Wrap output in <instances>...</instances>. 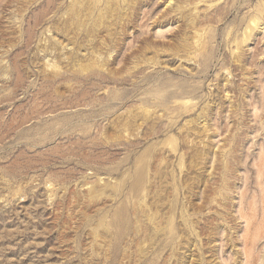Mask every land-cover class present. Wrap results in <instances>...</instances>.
Segmentation results:
<instances>
[{
  "label": "rangeland",
  "instance_id": "1",
  "mask_svg": "<svg viewBox=\"0 0 264 264\" xmlns=\"http://www.w3.org/2000/svg\"><path fill=\"white\" fill-rule=\"evenodd\" d=\"M0 264H264V0H0Z\"/></svg>",
  "mask_w": 264,
  "mask_h": 264
}]
</instances>
